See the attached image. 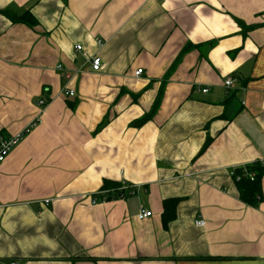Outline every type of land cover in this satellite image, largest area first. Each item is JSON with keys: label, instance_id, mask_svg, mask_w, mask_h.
<instances>
[{"label": "crops", "instance_id": "obj_1", "mask_svg": "<svg viewBox=\"0 0 264 264\" xmlns=\"http://www.w3.org/2000/svg\"><path fill=\"white\" fill-rule=\"evenodd\" d=\"M5 8L29 9L38 24L0 13V132L40 121L0 162V264H264V175L257 207L232 178L264 158V0H0ZM239 21L255 27L243 33ZM159 91L155 114L132 125ZM231 94L227 113L241 109L228 120ZM104 181L135 192L103 200ZM170 197L180 201L164 228ZM140 209L152 215L138 219Z\"/></svg>", "mask_w": 264, "mask_h": 264}, {"label": "trees", "instance_id": "obj_2", "mask_svg": "<svg viewBox=\"0 0 264 264\" xmlns=\"http://www.w3.org/2000/svg\"><path fill=\"white\" fill-rule=\"evenodd\" d=\"M0 13L6 18H8V20H10V22L12 23L25 24L30 28H33L38 24L36 17L30 12L29 9L18 10V9L5 8V9H0ZM239 24L241 27V31L243 33L255 27V25H246L242 21H239ZM192 46L195 45L186 44L182 48V50L179 52L178 56L176 57V59L168 69L167 73L165 74V77L170 73L171 70H173L174 66L180 59L182 53L187 51ZM161 94H162L161 91H159L149 111H147L139 119L132 122V125L139 126L145 123L155 114L161 100ZM42 99H44V106H45L49 100L47 97ZM234 100L235 97L233 94H231L229 98L224 101L225 110L224 113L222 114L223 118L229 120L241 109V106H238L236 110L227 113L230 111L229 107ZM104 122L105 119L99 123L97 128L102 127L105 124ZM0 134H3L4 136L9 135L7 133H1V132ZM211 140L212 138L210 136H207L199 153H202L206 149V147L210 144ZM251 173H254L252 178L250 175ZM263 175H264V166L261 165L258 161H254L253 163L247 164L245 166H238L233 169L232 178L237 188L238 197L240 198L241 201L253 207H257L259 205L260 201L262 200L261 178ZM119 186H121L119 182L110 183L108 181H104L100 191L113 189V192L110 195H106L105 198L103 199L110 200L111 198H116L119 192L117 191ZM102 197H104V195H102ZM179 201L180 198L177 197H170L162 200L161 222L164 228H167L168 223L175 218L176 207Z\"/></svg>", "mask_w": 264, "mask_h": 264}, {"label": "built area", "instance_id": "obj_3", "mask_svg": "<svg viewBox=\"0 0 264 264\" xmlns=\"http://www.w3.org/2000/svg\"><path fill=\"white\" fill-rule=\"evenodd\" d=\"M102 44H103L102 39H97V45L101 46ZM81 48H82V46L79 44L75 46L76 50H80ZM88 62L90 64L92 71H96V72L100 71V69L102 67V61H101V58L99 56L94 55V56L89 57ZM56 67L61 68V65H57ZM141 73H142V68H137L134 71L135 76H138ZM224 86L226 88L232 89L233 80L231 78H226L224 80ZM197 89H198V91H202V92L207 91V88H202V89L197 88ZM62 92L65 96H68V97L69 96L71 97L74 95L73 89L68 88ZM37 104L39 106L43 107L44 106V99L39 98L37 100ZM39 121H40V117L35 116L34 118L31 119V121L28 123V125L24 129L14 133V134H9L7 136L0 134V162L5 160V158L10 153L12 148L22 139L23 135L26 132H28L29 129H31L35 125H37L39 123ZM258 162L264 166V158L258 160ZM250 175L252 178L254 173H251ZM117 191H119L117 194V197H120V198L125 197V196L135 192L134 186L126 185V183H122L121 186L118 187ZM100 192H102V194L104 195L103 198H105V196L110 192V190H103ZM151 215H152V212L149 209H140V211L137 214V218L138 219H144V218L150 217ZM194 222H195V225H197V226H201L204 223L201 219H197ZM7 264H16V262L14 260H10Z\"/></svg>", "mask_w": 264, "mask_h": 264}, {"label": "rangeland", "instance_id": "obj_4", "mask_svg": "<svg viewBox=\"0 0 264 264\" xmlns=\"http://www.w3.org/2000/svg\"><path fill=\"white\" fill-rule=\"evenodd\" d=\"M243 166H245V165H243Z\"/></svg>", "mask_w": 264, "mask_h": 264}]
</instances>
